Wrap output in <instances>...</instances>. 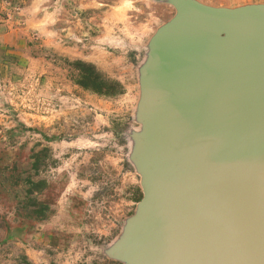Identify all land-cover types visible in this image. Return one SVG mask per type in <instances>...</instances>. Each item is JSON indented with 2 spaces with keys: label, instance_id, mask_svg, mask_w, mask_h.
Listing matches in <instances>:
<instances>
[{
  "label": "rangeland",
  "instance_id": "1",
  "mask_svg": "<svg viewBox=\"0 0 264 264\" xmlns=\"http://www.w3.org/2000/svg\"><path fill=\"white\" fill-rule=\"evenodd\" d=\"M184 3L264 0H0V264H124L113 251L143 199L139 155L158 41ZM119 85L76 84L72 64Z\"/></svg>",
  "mask_w": 264,
  "mask_h": 264
},
{
  "label": "water",
  "instance_id": "2",
  "mask_svg": "<svg viewBox=\"0 0 264 264\" xmlns=\"http://www.w3.org/2000/svg\"><path fill=\"white\" fill-rule=\"evenodd\" d=\"M158 41L146 87L143 199L124 264H264V6L191 10Z\"/></svg>",
  "mask_w": 264,
  "mask_h": 264
},
{
  "label": "trees",
  "instance_id": "3",
  "mask_svg": "<svg viewBox=\"0 0 264 264\" xmlns=\"http://www.w3.org/2000/svg\"><path fill=\"white\" fill-rule=\"evenodd\" d=\"M71 66L78 72L76 84L80 87L105 96L121 93L118 84L104 80L93 66L80 62Z\"/></svg>",
  "mask_w": 264,
  "mask_h": 264
}]
</instances>
